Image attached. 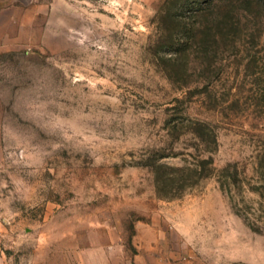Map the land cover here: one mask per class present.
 <instances>
[{"label": "rangeland", "instance_id": "rangeland-1", "mask_svg": "<svg viewBox=\"0 0 264 264\" xmlns=\"http://www.w3.org/2000/svg\"><path fill=\"white\" fill-rule=\"evenodd\" d=\"M10 11L0 264H264V0Z\"/></svg>", "mask_w": 264, "mask_h": 264}, {"label": "crops", "instance_id": "crops-1", "mask_svg": "<svg viewBox=\"0 0 264 264\" xmlns=\"http://www.w3.org/2000/svg\"><path fill=\"white\" fill-rule=\"evenodd\" d=\"M21 1L22 0H0V24L5 22V16H14V11L11 12L10 10H14L15 7H20ZM10 22L18 23V21L14 19H12Z\"/></svg>", "mask_w": 264, "mask_h": 264}, {"label": "trees", "instance_id": "trees-1", "mask_svg": "<svg viewBox=\"0 0 264 264\" xmlns=\"http://www.w3.org/2000/svg\"><path fill=\"white\" fill-rule=\"evenodd\" d=\"M251 1H253V2H255V3H257V4H258V0H251Z\"/></svg>", "mask_w": 264, "mask_h": 264}]
</instances>
